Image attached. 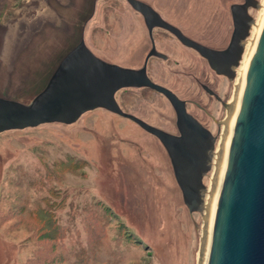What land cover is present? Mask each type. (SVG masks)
<instances>
[{"label": "rangeland", "instance_id": "obj_1", "mask_svg": "<svg viewBox=\"0 0 264 264\" xmlns=\"http://www.w3.org/2000/svg\"><path fill=\"white\" fill-rule=\"evenodd\" d=\"M140 1L173 22L181 20L171 15L185 10L195 25L231 28L229 9L245 0ZM256 2L231 90L226 83L231 105L239 70L242 78L264 21V0ZM142 22L126 0H0V97L30 104L82 41L106 62L141 68ZM202 65L154 61L151 68L156 81L182 98L208 104L218 117L213 99L189 82ZM116 97L124 112L178 134L163 95L121 89ZM190 108L214 137L203 203L196 210L186 204L164 146L109 110L88 111L72 124L1 132L0 264H200L210 217L205 207L230 111L219 125L195 105Z\"/></svg>", "mask_w": 264, "mask_h": 264}, {"label": "water", "instance_id": "obj_2", "mask_svg": "<svg viewBox=\"0 0 264 264\" xmlns=\"http://www.w3.org/2000/svg\"><path fill=\"white\" fill-rule=\"evenodd\" d=\"M126 1L144 14L148 23L157 22L176 32L150 5L140 0ZM250 1L233 8L236 13L242 11L244 22L241 25L236 19L237 35L230 50L236 45L239 48L240 38L244 39L248 34ZM193 45L210 58L214 69L227 73L218 59L210 57V50ZM239 51L243 52V46ZM142 87H151L171 101L178 113L181 136L152 127L121 109L116 93L124 88ZM98 108L130 119L166 140L177 180L184 192L187 180H191L190 194L185 195V202L192 210L198 209L203 203V178L210 169L214 148L210 131L188 114L185 103L172 91L152 82L145 67L131 69L106 62L93 54L84 41L67 54L45 89L30 104L0 97V133L46 123L72 124L84 113ZM192 127L205 135L196 143V147H201L198 157L196 147L186 150L188 143L184 130ZM193 166L196 170L188 178L186 170ZM207 264H264V27L249 68L225 163Z\"/></svg>", "mask_w": 264, "mask_h": 264}, {"label": "flooded vegetation", "instance_id": "obj_3", "mask_svg": "<svg viewBox=\"0 0 264 264\" xmlns=\"http://www.w3.org/2000/svg\"><path fill=\"white\" fill-rule=\"evenodd\" d=\"M145 3V2H144ZM246 3V0L243 3H236L232 4L229 9V16L231 20V28H228L227 25H223L222 23H215L211 22L210 24L206 26H199L195 25L192 22L194 21V16L192 13H189L185 10H182V12H176L173 15H171L172 18H175L177 16L178 21L181 22H173L166 18L158 9L151 6L156 13L160 16V18L167 23L169 26L173 27L175 31H172L169 29L166 25H162L160 23H148L146 21V17L141 12L137 11L141 18H142V24L139 25L141 27L140 29V45L142 44L143 51H140L143 55V65L141 68H146V73L149 79L154 82L155 84L161 85L163 87H166L170 91H172L180 100H182L185 103V108L188 114H190L203 128L210 131V133L213 136V132L209 129V127L206 125V123L190 108V106L193 104L195 105L199 110L203 111L207 116H209L215 123L222 125L225 119V114L227 111H230V116L226 122V128L227 125L230 123L232 116L234 114V111L236 109L237 103L239 101V92H240V85H241V68L239 70V77H238V85H237V92L236 97L233 105H231L230 100H228V93L226 88V83L229 80L230 85L232 84L233 80H236L237 77V67L240 64L242 54L240 53L239 49L243 46L244 39L248 36L251 23L253 21L252 16L249 13V10L251 7L257 5V2L255 0H251L249 2L250 6L248 8V29H247V36L242 39L240 38L239 41V48L236 47L234 49L230 50V47L233 43L234 37L237 35V24L236 19L241 21V25L244 22L243 13L242 11H239L236 13L233 9L235 5H242ZM133 8V7H132ZM134 9V8H133ZM135 10V9H134ZM213 15H216L213 13ZM221 18L225 19V13L222 11L220 12ZM214 18V17H213ZM211 20H214V19ZM183 36L187 41L192 42L188 43L182 39ZM242 37V35H241ZM193 44H197L198 46L202 48H206L210 50L212 53L210 54V57L213 59H218V61L221 62V64L227 68L224 70H227V73H220L218 70L214 69L210 64V58L205 56L201 49L199 47H195ZM97 56V55H96ZM196 61L198 63L202 62V66L198 67L201 71H197L196 73H192L189 78L190 83H197L201 91L209 97V99H213V101L217 104L219 107V110L217 111L218 117L208 110V104L203 105L201 101L195 100V99H188V98H182L174 89L164 86L158 81H156L155 76L152 73L151 63L152 62H173L175 66H181L183 62L187 61ZM227 66V67H226ZM127 68V67H126ZM135 69V68H131ZM212 79V81H211ZM230 90L232 89V85L229 86ZM124 89H143V90H149L156 93H159L163 95L169 102L172 111L174 113V118L176 122V128L178 131V134H172L170 132L165 131L162 128H159L155 125H152L151 123L145 121L144 119H141L138 116H133L141 119L142 121L146 122L148 125L158 128L166 133L181 136V131L178 126V113L171 101L161 92L151 88V87H142V88H124ZM120 91V90H119ZM117 94V93H116ZM237 99V100H236ZM117 100V97H116ZM118 102V100H117ZM119 104V102H118ZM120 105V104H119ZM233 110V111H232ZM222 116L220 117V115ZM130 120V119H129ZM134 122V121H133ZM136 123V122H134ZM137 124V123H136ZM139 127L144 129L146 132H148L151 136H153L155 139H157L160 143V139L157 135L154 133H151L150 131L146 130L139 124H137ZM225 128V129H226ZM226 131V130H225ZM162 144V143H161ZM163 145V144H162ZM164 146V145H163ZM165 148V147H164ZM170 158V157H169ZM174 169V166H173Z\"/></svg>", "mask_w": 264, "mask_h": 264}, {"label": "bare ground", "instance_id": "obj_4", "mask_svg": "<svg viewBox=\"0 0 264 264\" xmlns=\"http://www.w3.org/2000/svg\"><path fill=\"white\" fill-rule=\"evenodd\" d=\"M261 25H262V27H261L259 33H257L258 34L257 35V38L253 42V46L251 48V51H250L249 55H247V58H246V61H245L246 68H245V71H244L243 76L241 78V85H240V92H239V101L237 103V106H236V109H235L234 114L232 116V119H231V121H229L230 123L227 125V132L228 133H227V136L225 135L226 136V140L224 139L225 140V143L222 145L221 152L217 155L219 157H218L217 162H216V176H215L216 177V182H215V188L211 192V194L209 196V199H208L207 206L205 207L206 210L208 211V213L210 214V217H209L208 228H207V231H206V234H205L204 247H203V251H202L201 263L200 264H207L208 254H209V248H210V242H211V236H212V230H213V224H214V218H215L216 207H217V199H218V196H219V193H220V190H221L222 180H223V176H224V172H225V163H226V160H227V157H228V154H229L230 145H231V141H232V135H233V131H234L236 119H237V116H238V111H239L240 102H241V98H242V95H243V91H244V87H245L247 75H248L250 65L252 63V60L254 58V55H255V52H256V49H257L258 42H259V39H260L262 30H263V27H264V21H263V24L261 23ZM221 66L224 69H227L222 64H221ZM115 98H116V95H115ZM184 133H185L186 141L188 143V145H186L187 146L186 147V150L187 149L189 150L190 147H192L194 149V147H196V143L197 142L199 143V140L205 138V135L202 132H200L199 130H197V128H195V127H192L190 129L184 130ZM158 138L160 139L161 143L164 145V147H165V149H166V151H167V153L169 155V151H168V148H167V142H166V140L164 138H160L159 136H158ZM196 149H197V155L196 156L198 157L200 155L201 147H199V145H197ZM211 154H214V151L211 152ZM170 160L172 162V159L171 158H170ZM195 170H196V168L194 166L191 167V168L188 167V169L186 170V173L189 174L188 175V178L190 177V175L193 176L192 174H194V171ZM174 172L176 174L175 168H174ZM187 181H189V182H187L188 184L184 188L185 192L182 189V193H183L184 200H185V195L186 194L187 195L190 194V181L191 180L188 179Z\"/></svg>", "mask_w": 264, "mask_h": 264}]
</instances>
